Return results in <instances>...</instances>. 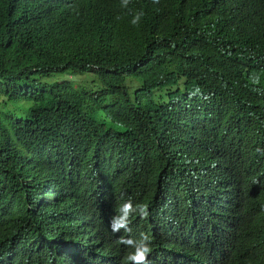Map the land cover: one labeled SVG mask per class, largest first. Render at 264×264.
Segmentation results:
<instances>
[{
  "label": "trees",
  "instance_id": "1",
  "mask_svg": "<svg viewBox=\"0 0 264 264\" xmlns=\"http://www.w3.org/2000/svg\"><path fill=\"white\" fill-rule=\"evenodd\" d=\"M142 232L150 264H264V0H0V264Z\"/></svg>",
  "mask_w": 264,
  "mask_h": 264
},
{
  "label": "clouds",
  "instance_id": "2",
  "mask_svg": "<svg viewBox=\"0 0 264 264\" xmlns=\"http://www.w3.org/2000/svg\"><path fill=\"white\" fill-rule=\"evenodd\" d=\"M129 0H125L128 3ZM154 3H158L159 0H153ZM116 215L110 220V229L113 233H119L121 230L124 232H131L130 223L133 215L139 216L141 219H147L149 217L148 205L146 203H137L133 205L131 199L118 205L116 209ZM119 243L131 249H122L123 255L122 264H150L148 257L152 252V238L146 233H140L138 239L120 237ZM115 257V254H113ZM219 264H230L228 261L221 259L218 260Z\"/></svg>",
  "mask_w": 264,
  "mask_h": 264
},
{
  "label": "rangeland",
  "instance_id": "3",
  "mask_svg": "<svg viewBox=\"0 0 264 264\" xmlns=\"http://www.w3.org/2000/svg\"><path fill=\"white\" fill-rule=\"evenodd\" d=\"M64 81H70L72 84L79 86V87H85L92 91H98L100 84L95 74L92 73H85L83 75H74V76H68L64 75L61 77ZM127 88L129 91V95L132 97L134 95V91L138 88L139 83L136 81H131L130 79H127L126 81ZM165 94L164 92L156 93L154 96V100L158 103L161 100L159 99V96ZM165 101V98H164Z\"/></svg>",
  "mask_w": 264,
  "mask_h": 264
}]
</instances>
